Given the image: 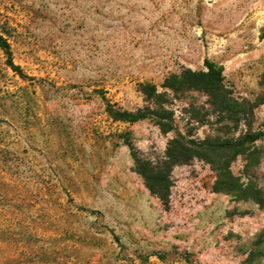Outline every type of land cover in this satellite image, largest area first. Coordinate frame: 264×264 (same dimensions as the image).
<instances>
[{
  "label": "rangeland",
  "instance_id": "rangeland-1",
  "mask_svg": "<svg viewBox=\"0 0 264 264\" xmlns=\"http://www.w3.org/2000/svg\"><path fill=\"white\" fill-rule=\"evenodd\" d=\"M0 264H264V102L247 118L260 138L231 162L261 203L214 191L208 162L171 171L165 207L135 171L131 143L162 157L177 131L194 140L246 130L189 117L196 90L167 94L174 129L113 120L107 103L146 106L184 68H222L233 94L264 101V0H0Z\"/></svg>",
  "mask_w": 264,
  "mask_h": 264
},
{
  "label": "trees",
  "instance_id": "trees-1",
  "mask_svg": "<svg viewBox=\"0 0 264 264\" xmlns=\"http://www.w3.org/2000/svg\"><path fill=\"white\" fill-rule=\"evenodd\" d=\"M0 49L6 55V64L21 77H26L20 67L12 60L8 38L0 32ZM204 70L184 68L180 72L167 76L159 91L154 84H141L140 91L146 106L134 111L115 107L107 103L106 112L113 120L134 122L152 117L160 131L167 133L174 129L173 112L167 106V94L182 93L196 90L207 97L210 107L208 112H201L194 105L190 106L189 117L197 124L208 123V115L213 114L219 123L230 122L240 124L244 120L246 130L236 137L206 136L202 139H192L188 134L177 131L167 141L162 157L156 161L138 155L129 141L126 144L131 149L135 171L144 180L145 186L161 203L167 207L171 187V171L175 165L188 163L193 158H201L208 162L215 173L214 191H225L236 199H252L261 203L260 190L252 182L242 183L239 176L231 171V162L239 155L245 154L249 145L260 138V133L251 131L247 118L253 114L255 106L260 102L240 99L226 86L223 80L222 68L205 60ZM261 83L264 85V74Z\"/></svg>",
  "mask_w": 264,
  "mask_h": 264
}]
</instances>
